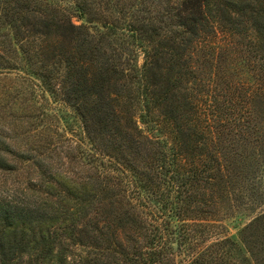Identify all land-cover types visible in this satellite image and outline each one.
<instances>
[{
	"label": "trees",
	"instance_id": "1",
	"mask_svg": "<svg viewBox=\"0 0 264 264\" xmlns=\"http://www.w3.org/2000/svg\"><path fill=\"white\" fill-rule=\"evenodd\" d=\"M38 1L0 0V27L9 32L7 52L0 44V61L11 69L25 65L48 92L59 94L73 108L90 144L87 156L79 151L81 160L93 170L81 182L72 181L63 170H43L45 180L36 186L38 190L20 188L16 196L0 197V264H74L73 246L84 245L81 238L75 239L77 230H97L99 237L100 230H192L217 221L213 216L217 201L232 204L245 198V185L235 190L237 182L250 181L245 166H239V157L235 158L236 136L242 137L243 119L250 112L246 101L252 94L226 96L224 106L213 101L212 110L202 86L212 76L213 59L221 48L219 35L247 37L251 30L255 34L264 30V0H176L151 24L142 22L135 28L106 21L101 24L104 31L89 26L96 22L86 17L88 0H76V13L85 22L78 25L69 16L44 14ZM97 9L94 4L92 13ZM109 16L118 22L111 12ZM128 37L133 43L142 41L139 67L126 43ZM105 47L111 49L109 57H104L110 64L100 69L95 57L105 55ZM241 58L244 66L253 64L264 76V62H256L257 57L249 53ZM100 59L97 56L96 61ZM256 85V93L264 90V77ZM89 115L96 116L99 129L111 136L112 152L104 151L105 143L102 152L98 148L89 130ZM15 129L24 131L19 134L27 131L21 124ZM9 131L0 120L2 171L16 170L7 157L11 146L1 137ZM247 142L244 138L242 145ZM125 145L128 152L144 154L141 159L147 163L129 164ZM13 156L19 162L32 161L39 170L47 165L23 152L13 150ZM48 170L49 176L56 174L54 185L46 180ZM157 181L167 187L166 195L153 190ZM133 195L160 205L166 216L160 222L146 220L137 210L143 204L133 203ZM106 200L115 214L106 212ZM120 200L131 210L124 211ZM182 215L203 216L198 219L206 223L189 224L186 220L198 219ZM263 222L264 211L241 229V241L251 249L250 264L261 261L255 257L258 250L243 235L250 238ZM150 235L144 233V250L123 256L125 264H167L170 256L161 250L165 237L159 235L157 242Z\"/></svg>",
	"mask_w": 264,
	"mask_h": 264
},
{
	"label": "rangeland",
	"instance_id": "2",
	"mask_svg": "<svg viewBox=\"0 0 264 264\" xmlns=\"http://www.w3.org/2000/svg\"><path fill=\"white\" fill-rule=\"evenodd\" d=\"M88 1L90 2L86 17L96 22V24L89 26L92 29L104 31L101 24L106 21L113 22L118 26L129 24L135 28H139L142 22L144 25H147V22L151 24L158 14H166L176 0ZM38 2L42 6L43 10H41L44 14L69 16L71 22L76 25L85 23L76 13V0H40ZM94 4L98 6V9L92 13ZM110 12L116 16L118 22L109 16ZM8 33L6 28L0 27V42H3L0 44L4 46L5 51L9 41ZM247 35V37L239 35L229 37L227 34H223L219 35V38L217 37V43L221 48L217 57L213 59L215 62L211 69L212 76H208L207 81L202 86V90L208 91L209 98L206 96V100L207 102L209 99L211 100L212 110H214L213 101L224 106L226 96L229 98L250 92L252 94L246 101L250 112L243 119L242 137L240 139L236 136L238 147L235 151L237 153L235 158L239 157L237 163L239 166H245V173L248 174L250 181L241 184L237 182L235 190H238V186L244 188L245 185L247 189L243 190L242 193L245 198L234 202L231 196L232 204L217 201V205L214 207L216 214H213L217 221L208 222L211 225L190 228L192 230H100L99 234L102 233L100 237L96 234L97 230H77L75 234H78L75 235V239L81 238L84 245L73 246L71 250V258L72 256L73 258L71 260L74 264H125L123 256H136L139 250H144L141 249L146 244L144 233L149 235L150 232L149 238L155 236L154 239L157 242H160L159 235L163 234L165 237L161 250L170 256L167 264H250L251 249L243 244L244 242L242 243L241 229L264 211V90L256 93V84L263 80L264 76L262 71L258 72L253 67V64L244 66L241 57L243 55L248 57L249 53V57H257L256 62H264V30L258 34L251 30ZM116 36L120 37L119 31H116ZM139 38H141L140 35ZM125 39L129 47L134 50L137 66H141L143 60L142 52H140L142 41L137 39L133 43L131 38ZM114 40H119V38H114ZM105 48V55H97L101 56L100 60L96 61L97 56L95 57V63L100 66V69H107L106 67H109L110 64V60L106 61L104 57H109L107 55L110 54L111 49ZM11 68L13 67L5 61H0V115L8 113L0 120L10 129L8 133H5L7 137L3 135L1 137L11 146V153L7 157L16 170L2 171L0 169V197L16 196L14 192L20 188L33 190L35 187L38 190L36 186L45 180L41 176V172L47 169L54 172L66 171L72 177V181L81 182V179L85 181L84 177L92 175L93 167L89 162L81 160L83 154L79 151L87 156L90 152V144L73 108L63 103L59 94L48 92L40 78L34 73H30L25 65L18 64L15 69ZM30 70L33 72L32 67ZM220 117L224 118V112ZM88 120L91 136L95 138L98 148L102 152V144L105 143L104 151L112 152L114 147L110 144L111 136L104 134L99 129L96 124V116L89 115ZM16 124L26 127V134H19V132L24 133V131L15 129ZM113 129L114 127L111 126L110 130ZM237 129L240 130L239 127ZM111 131L110 133H112ZM254 131L255 135L253 134ZM14 133H16L17 139ZM244 138H247L250 144L247 142V145H242ZM225 145L228 147V144ZM13 150L38 156L47 165L42 166V169L39 170L32 165V161L19 162L13 156ZM123 152L127 155L129 164L147 163L145 159H141L142 156L145 157L144 154L128 152L127 145L123 147ZM44 173H46V180L51 183L56 180V174L49 176V170ZM239 181L243 182L242 180ZM155 184L157 188L153 190L163 191L164 195L167 194L166 186L159 184L158 181ZM256 193H261V197L257 198ZM133 197L135 198L132 199L133 203L139 205L140 202V205L143 204V207L138 206L137 210L146 220L153 219L160 222L164 217L165 214L160 211V205L149 201L147 198L145 201L143 199L136 200L135 195ZM52 202H54L53 199ZM108 203L109 200H106L104 205L106 212L115 214L113 213L115 208ZM121 207L124 211L131 210L130 205L124 201L121 203ZM208 208H211V204ZM112 214L111 220L114 218ZM188 214L190 216V213ZM201 217L203 216L185 217L182 215L181 218L198 219ZM186 222L194 225L206 223L200 219L186 220ZM85 233L93 234V237L84 235ZM246 236V234L243 235V240L246 241L247 239L255 252L256 249L258 250L255 257L259 259V262L261 261V264H264V222L257 226L250 238Z\"/></svg>",
	"mask_w": 264,
	"mask_h": 264
}]
</instances>
